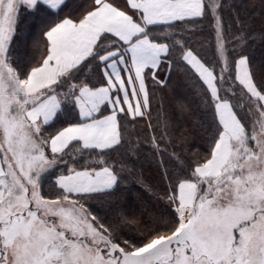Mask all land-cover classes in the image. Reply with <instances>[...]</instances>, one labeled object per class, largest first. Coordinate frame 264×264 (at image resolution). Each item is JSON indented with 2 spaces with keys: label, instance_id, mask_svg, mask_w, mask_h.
<instances>
[{
  "label": "snow or ice",
  "instance_id": "6c2138e0",
  "mask_svg": "<svg viewBox=\"0 0 264 264\" xmlns=\"http://www.w3.org/2000/svg\"><path fill=\"white\" fill-rule=\"evenodd\" d=\"M0 264H264V0H0Z\"/></svg>",
  "mask_w": 264,
  "mask_h": 264
}]
</instances>
